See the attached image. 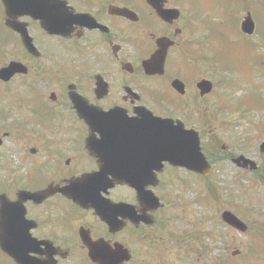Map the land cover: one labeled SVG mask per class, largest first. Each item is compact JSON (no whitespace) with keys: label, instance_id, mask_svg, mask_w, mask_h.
Segmentation results:
<instances>
[{"label":"flooded vegetation","instance_id":"af4514ba","mask_svg":"<svg viewBox=\"0 0 264 264\" xmlns=\"http://www.w3.org/2000/svg\"><path fill=\"white\" fill-rule=\"evenodd\" d=\"M28 1L52 7L53 16L7 18L0 3V196L8 203L22 191L43 197L25 199V216L9 208L10 250L21 243L28 264H100L93 259L97 252L102 256L122 245L132 255L122 264H150L143 253L167 225L161 221L169 203L163 184L202 175L174 163L171 151L158 153L134 122L98 127L87 118L94 109H117L120 116L114 117L134 121L145 107L170 119L172 129L196 131L207 159L220 160V150L206 152L217 144L204 136L210 113L220 111L193 102L221 98L215 80L220 66L212 52L219 8H203L200 0ZM62 5L69 15L61 14ZM256 7L248 4L249 12ZM253 21L254 31L243 36L264 46L260 22L256 16ZM156 53L166 54L163 72L157 73V65L148 74L144 62ZM260 61L264 75V56ZM10 66L20 71L2 75ZM205 80L212 89L203 94L198 84ZM239 155H230L238 168L259 171L244 160L238 165ZM125 182L143 183L141 201ZM151 191L164 208L153 209ZM0 253L8 264H18L12 253Z\"/></svg>","mask_w":264,"mask_h":264},{"label":"rangeland","instance_id":"374dc122","mask_svg":"<svg viewBox=\"0 0 264 264\" xmlns=\"http://www.w3.org/2000/svg\"><path fill=\"white\" fill-rule=\"evenodd\" d=\"M200 1L203 8L217 5L218 11H221L220 16L223 19H221L212 52L220 68L228 70V78L234 76L230 88L238 85L240 92L245 93V89L250 90L248 92L250 96L257 98L262 107L264 90H261L260 60L264 56V46L261 45L260 39L244 38L238 27L237 8L227 0ZM243 15H245V10L241 12L240 18ZM256 17L260 22L261 35L264 38V15L260 12ZM215 80L218 82L217 91L223 90L225 84L221 83L220 77L216 76ZM247 81L251 83L243 84ZM237 95L236 88H234L233 91L224 94L222 102L226 101L230 104L235 101L234 98ZM193 102L200 109L217 110L211 106L215 102L212 98L200 103ZM226 107L217 115L210 113V121L204 129L206 143L217 144V148L214 146L212 149H206V152L213 156V152L220 150L221 155V159L217 162L213 160L214 171L211 176L191 181L193 178L181 175L174 181L172 179L171 182L163 184L165 196L170 202V214L175 215L176 219L169 229L160 231L157 243L150 244V249L143 253L144 260H150V264H213L215 258L220 261L226 259L223 264H264V236L254 234V227L253 235H249V232L240 234L235 230L226 229L221 218L224 210H231L246 223L250 221L254 224L264 221V210L255 211L259 207V202L264 204V177L260 178L261 172L264 174V155L259 151V144L264 140V115L260 113L262 110L259 114H248L249 112L241 111L237 107L232 108L228 105ZM252 108L255 107L252 106ZM224 144L227 145L226 149H223ZM241 153L252 157L258 163L260 167L258 172L242 170L231 161V154ZM186 178L189 180L186 181ZM172 183L175 184L172 185ZM212 190L218 191V198H215ZM208 195L209 199L206 200ZM247 197H252L251 203ZM253 201L258 203L254 205ZM170 233L176 236L187 233L189 237L196 233L195 236L198 237L196 244H199L200 256L193 260L192 258L187 259V256L183 258L182 247L175 244ZM250 245L252 246L251 252ZM162 250L164 251L163 257L168 252L166 260L163 258L159 260L161 258L159 251ZM236 250H240L241 253L234 257L232 253ZM137 251L140 256L142 248ZM0 264H8L1 253Z\"/></svg>","mask_w":264,"mask_h":264},{"label":"water","instance_id":"95a60500","mask_svg":"<svg viewBox=\"0 0 264 264\" xmlns=\"http://www.w3.org/2000/svg\"><path fill=\"white\" fill-rule=\"evenodd\" d=\"M6 6L9 8V11L16 12L22 8L23 3L22 0H3ZM247 22H244V27ZM145 122V121H144ZM148 126L145 128L152 127L151 137L153 138V143L156 144V151L165 152L176 156L182 163V165H186L190 168L196 169L198 171L203 172L204 174L210 171V167L204 158V156L200 152L199 147V139L197 138L196 134L192 131H188V133L178 131L172 129L168 124L167 120L156 118V122L152 121L149 125V120L146 121ZM141 123H139V126ZM150 129L148 130L147 134H149ZM28 194V193H23ZM30 197H35V194H28ZM1 217L3 220L1 221V226H6V204L4 199H1ZM223 218L225 221L230 223L231 225L237 227L240 230H246L245 224L240 221L234 214L231 212H225L223 214ZM0 242L1 247L9 252L10 247L7 243V236L0 228ZM21 261V260H20Z\"/></svg>","mask_w":264,"mask_h":264}]
</instances>
